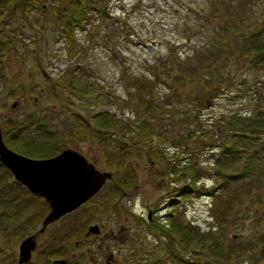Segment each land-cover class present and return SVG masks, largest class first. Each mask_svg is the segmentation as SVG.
I'll use <instances>...</instances> for the list:
<instances>
[{"label": "trees", "instance_id": "trees-1", "mask_svg": "<svg viewBox=\"0 0 264 264\" xmlns=\"http://www.w3.org/2000/svg\"><path fill=\"white\" fill-rule=\"evenodd\" d=\"M229 1L220 5L223 6L222 13L226 15H219L220 26L227 30L224 35L231 37L220 38L222 32L219 31L218 37L212 35L208 40L207 33L200 30L204 39H199L206 42L189 59L179 60L176 52L169 51L166 52L164 62L156 58L161 61L160 68L151 69L147 75L130 76L128 88L132 90L128 91L126 97L136 109L134 119H125L122 111L110 109V102L106 101L110 94L103 92L94 79L92 82L88 80L89 75L80 68L78 62H74L69 76H55L62 83V87L59 85L54 88V83L46 80L45 87L34 85V88L25 91L33 96L32 106H36L41 99L56 100L60 96L67 97V94L94 100L95 107L91 103L85 116L76 111L64 116L65 127L62 128L61 135L73 141L92 138L93 135L96 144L104 153L106 165L117 173L113 177L117 186L134 183L131 168L128 169L124 162L130 155L135 154L144 156L151 163L155 159L162 161L167 173L172 174L182 169V172L191 175L193 189H197L199 186L195 184L198 179L195 169L198 160L194 157L197 153H202L205 145L209 146L207 149L214 151L213 160L205 165V168L209 177L216 182L208 193L213 201L218 203V208L214 210L212 207L210 212L218 228L199 231L194 225L182 221L181 217L170 211L165 214L166 221L160 223L148 219L147 216L143 220L138 217L137 221H144L152 230L162 233L164 250L163 246L156 244L154 246L158 249L157 255L153 256V248L148 249L143 254L134 255V263L128 261L125 262L127 264H139L137 261L140 258H145V264H156L147 259L163 255L172 257L174 264H251L234 258L245 248L240 250L234 245L227 246L224 241L229 237L228 234L225 235L228 226L229 229L242 231L246 220H255L256 215L259 218L264 217V14L254 11L251 0H237L236 6H230L233 10H229ZM96 3L97 0H0V56L18 53L23 58L29 57V65L34 67L35 73L39 75L34 42L42 24L39 18L44 12L53 15L54 30L70 45L68 57L75 56L77 49L74 32L84 27L88 14L96 9ZM213 13L207 14L206 17L211 19ZM24 30L27 32L24 33ZM194 57L198 59L193 62L190 58ZM151 66L152 64L148 68ZM41 74L43 75L42 71ZM153 81L156 83L153 84ZM158 82L165 84L163 87L169 91L157 90L155 87ZM177 89L178 97L182 96L192 105L191 117L184 116L183 122L186 127H190L191 133L187 135H194V141H199V144L192 146L190 157L193 161L189 160L187 154L174 156L173 164H169L166 161L168 152L165 151L164 143L169 142V137H176L175 133L171 132L175 127L172 121V106L175 107V103L172 104L171 98H174L172 92ZM214 102L219 106L215 113L211 111ZM181 104L179 101L178 105ZM196 107L210 108L205 117L208 118L207 121H202ZM49 109L53 110V107L50 106ZM39 117L45 119V116ZM189 124H192L193 128ZM5 125L0 128L3 134L9 127ZM23 128L24 123L8 132L9 136L14 139L13 143L29 147V154H36L37 152L31 149L36 147L34 144L21 141ZM58 136L60 133L56 138ZM62 147L63 145L59 149ZM180 160H184V163L177 168ZM186 189V186H182L180 191ZM1 191L8 194L5 196L6 201L4 196H0V230L6 239L18 240L33 230L47 204L13 179L9 170L0 163ZM115 201L113 194L103 199L101 204L108 206ZM76 210L78 208L74 210L75 213ZM121 211L122 208H114L115 214ZM78 214L79 218L87 220L88 215L81 212ZM237 221H240V224L236 225ZM82 222L79 219L77 225ZM83 230L82 225L77 229L76 235L73 234L69 238L75 241V236L82 235ZM222 230L223 234L220 232ZM230 238L235 240L232 235ZM51 240L61 246L59 237L49 238V244L53 243ZM81 241L79 238L77 243ZM190 243L200 246L202 254L194 250L198 247L189 251L187 245ZM253 247L254 245H251V248ZM180 248L188 251L185 253L187 257L180 255ZM46 249L42 255L37 253L35 261L28 260L22 264H51L50 259L54 257L64 258L59 264L81 262L77 259L74 261V256H61L55 251L57 248H54V245ZM262 249L264 250V245ZM80 252L82 254L75 255L79 256L77 258L86 255L85 250Z\"/></svg>", "mask_w": 264, "mask_h": 264}, {"label": "rangeland", "instance_id": "rangeland-1", "mask_svg": "<svg viewBox=\"0 0 264 264\" xmlns=\"http://www.w3.org/2000/svg\"><path fill=\"white\" fill-rule=\"evenodd\" d=\"M227 1L229 0H97L96 9L88 14L84 27L74 32L77 50L75 56L71 57H68L70 45L54 30L53 15L44 12L39 18L42 24L34 42L39 75L35 73L34 67L29 65L31 61L29 57L23 58L18 53L0 56L2 64V73L0 74V128L3 124L9 126L5 134L1 131L4 143L11 149L30 157H48L57 152L61 145L74 146L85 152L97 168L110 170L112 177L106 179L96 193L80 204L76 213L74 211L64 213L57 220L48 223L43 232L37 234L36 245L31 250V261L36 260L37 253L40 252L39 254L42 255L47 251L46 247L51 248L53 245L54 248H57L55 251L59 252L61 256L64 255L63 257H67V253L72 250H84L90 242L88 236L86 241L82 240L81 234L75 236L74 240L79 238L82 240L79 243H75L69 237L73 234L76 235L80 226L83 225L85 229L88 224L94 222L99 224L100 231L103 232L111 226L116 229L119 224H122L128 232L135 234L133 241L138 246L140 245L144 250L153 248V256H155L158 250L155 249V240H162V233L153 232L144 221H137L138 217L142 220L145 219L147 209L150 210L149 214L153 216L151 219L157 220L159 223L166 221L165 214L170 211L181 217L182 221L194 225L199 231L218 228L216 220L212 219L210 215L211 208L216 210L218 203L214 202L208 193L210 187L216 183L209 177L207 168H205V165L210 164L214 158V151L207 149L208 145L203 147L202 153H197L198 156L196 154L194 157L198 160L195 169L198 176L197 181H195V184L199 186L197 189H193L191 175L182 172V169L172 174L167 173L162 161L155 159L151 163L144 156L135 154L130 155L127 158L130 160L124 162L128 169L131 168L134 183L122 187L117 186L113 179L117 173L113 168L106 165L104 153L96 144L93 135L92 138L87 137L84 140L76 139L74 141L63 138L61 135L62 128L65 127L64 116L69 115L72 111L85 116L91 103L95 107L94 100L84 99L75 96V94H67V97L60 96L56 100L41 99L36 106H32L33 96L25 93V91L34 88V85L45 87L46 80L52 81L54 88H58L59 85L62 87V83L55 76H69L74 67V62H78L80 68H83L84 72L89 75L87 79L91 82L94 79L103 92L110 94V97L106 98V101L110 102V109H114L116 112L122 111L125 119H134L136 109L126 97L128 91L132 90L128 88L130 76L147 75L151 69L160 68L162 66L161 61L164 62L166 52L169 51L176 52L179 60L189 59L206 42L199 39L202 37L200 30L202 33H207L208 40L212 35L218 37L219 31L222 32L220 38L222 36L224 38L231 37L224 35L227 30L220 26L221 16L219 14L222 13L221 8H223L220 5ZM232 1L227 3L229 10L234 9L230 7L231 5L236 6L237 0ZM251 3L256 13L264 14V0H251ZM211 12H214L213 16L208 19L206 15ZM222 15H226V13H222ZM26 32L27 30H24V33ZM202 38L204 39V35ZM156 58L161 61L156 60ZM190 59L194 62L198 58ZM151 64V68H148ZM155 81L152 83H156ZM160 83L158 82L155 88L161 92H168L169 89L163 87L165 84ZM20 90L22 91L20 92ZM177 91L178 89L172 92L174 98H171L172 104L175 103V107L172 106L174 112L172 121L175 123V127L171 132L175 133L176 137H169V142L164 143L165 151L168 152L166 161L169 164H173L174 156L180 157L188 154L189 160H192L190 157L192 146L196 147L199 144V141H194L196 138L194 135H187V133H191L190 127H186L183 122L184 116L191 117L192 105L182 96L178 97ZM13 100L17 102L11 106ZM178 100L182 103L181 105H178ZM50 106L53 107V110L49 109ZM218 108V104L214 102L211 111L215 113ZM195 109L196 112H200L202 121L208 120L205 117L210 112L209 107L201 109L196 107ZM40 115L45 116V119H41ZM23 123L24 132H22L20 139L23 143L34 144L36 147L31 149L35 150L36 154H29V147L13 143L14 139L9 136L8 132L22 126ZM189 125L193 128L192 124ZM58 133L60 136L56 138ZM182 163L184 160H180L176 167L179 168ZM182 186H186L187 189L180 191ZM7 194L8 192H0V196H4V198ZM113 194L116 199L112 203L114 206L101 204L103 199L109 198ZM38 199L43 200L41 196H38ZM46 207L41 216L46 213L48 204ZM115 207L122 208L123 211L115 214ZM80 212L88 215L87 220L79 218L78 213ZM79 219L83 222L77 225ZM263 222L264 217L259 218L256 215L255 220L250 219L244 222L242 231L229 229V226L226 228L225 235L228 234L229 237L224 241V244L227 246L234 245L240 250L245 248L239 252L237 257H234L237 261L264 264ZM236 223L238 225L240 221ZM37 224L38 222L33 226V229ZM210 224L212 226H209ZM220 232L223 234V230ZM100 234L102 233L100 232ZM231 235L235 239L234 241L230 238ZM55 236L62 241L61 246L54 244L55 241L52 240L53 243H48L49 238H56ZM5 237L3 231L0 230V264H17L19 239L8 240ZM98 240L99 237L92 240V246ZM112 240L107 238L104 241L109 244L110 251L114 253L115 257L117 256V245L120 248L119 252L123 255L121 258L133 257L127 255V251L132 247L130 244L123 240H121V244L118 243L119 238L116 242ZM251 245L254 247L251 248ZM187 247L189 251L195 247L199 249L195 248L194 250L199 252L202 249L200 246L191 243ZM178 252L181 256L187 257L188 251L183 248H180ZM121 258L118 263L127 264ZM103 259V256L99 258L101 261ZM85 264L91 263L87 261Z\"/></svg>", "mask_w": 264, "mask_h": 264}, {"label": "water", "instance_id": "water-1", "mask_svg": "<svg viewBox=\"0 0 264 264\" xmlns=\"http://www.w3.org/2000/svg\"><path fill=\"white\" fill-rule=\"evenodd\" d=\"M16 103L11 102V106ZM0 163L12 174L13 178L31 193L41 196L48 204L46 213L37 227L24 235L17 245L16 263L30 258L36 244V236L45 226L69 212L94 194L111 172L95 167L77 148L65 146L48 157H30L8 147L0 130ZM97 223L87 226L86 233L98 232ZM61 262L63 258H55Z\"/></svg>", "mask_w": 264, "mask_h": 264}, {"label": "flooded vegetation", "instance_id": "flooded-vegetation-1", "mask_svg": "<svg viewBox=\"0 0 264 264\" xmlns=\"http://www.w3.org/2000/svg\"><path fill=\"white\" fill-rule=\"evenodd\" d=\"M79 150L86 155V153L83 152L81 149H79ZM86 157H87V159H90L87 155H86ZM149 211L150 210L147 209L146 216H147L148 219L151 220V218L153 216L151 214H149ZM98 226H99V224H98ZM57 228H61V227H57ZM149 229H151V228H149ZM100 232L102 234H100ZM153 232H157V231L153 230ZM134 235L135 234H133V232H128V230H126V227L123 226L122 224H119V226H117L116 229H114L113 226H111V228H108L107 231H105V232L100 231V228H99L98 232H88V233H86V228H85L83 230V232H82V235H81L82 240L86 241L87 240V238H86L87 236L90 239L89 244H87L88 246H86L85 249H84L86 255L81 257V258H77L79 256H75V255H77L79 253L82 254L79 250H72V251H70L68 253V255L76 257L74 259V261H76V259H77V261H81L80 264H82V263L85 264V262L87 263V261H90L91 264H92V262H94V264H102V263L103 264H119L118 261L120 260L121 256H123L119 252V249H120L119 246L117 245V247H116L117 248L116 249L117 256L115 257L114 253L112 251H110L109 244L106 241H104V240L109 238V240L113 239L112 241L116 242V240L119 238L120 240H119L118 243L121 244L122 243L121 240H123L124 242H127L128 244H130L132 246L131 249L129 248L130 250L127 251V255L134 256V255H138V254H143L145 250L140 245L138 246V244H136L133 241V239L135 237ZM97 237H99L98 242H96V244L94 246H92V240H94ZM155 241H156L155 242L156 244H158V245L160 244L161 246H163V242H161L160 239L155 240ZM76 242H77V240H75V243ZM162 250H164V246H163ZM162 250H159V252L162 251ZM100 254L104 258L103 261L99 260V258L102 257ZM119 254H121V255H119ZM55 258L56 257L50 259L51 264H59V262L54 261ZM121 259H123L125 262L131 261L129 263H134V261H133L131 256H126V257H123ZM144 260H145V258H140V259H138L137 262L139 264H145V263H143ZM147 260L154 261V262H156V264H167V263H172L173 264L174 263L173 262V258L170 257V256H167V255L159 256V257H156V258H150V259H147ZM47 264H50V263H47Z\"/></svg>", "mask_w": 264, "mask_h": 264}]
</instances>
